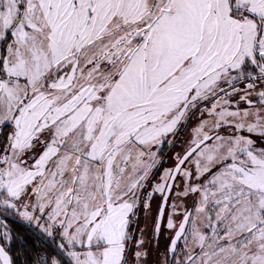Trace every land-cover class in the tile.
<instances>
[{
    "label": "snow or ice",
    "instance_id": "1",
    "mask_svg": "<svg viewBox=\"0 0 264 264\" xmlns=\"http://www.w3.org/2000/svg\"><path fill=\"white\" fill-rule=\"evenodd\" d=\"M156 195L157 264H264V0H0V215L34 237L0 219V264H148Z\"/></svg>",
    "mask_w": 264,
    "mask_h": 264
},
{
    "label": "rangeland",
    "instance_id": "2",
    "mask_svg": "<svg viewBox=\"0 0 264 264\" xmlns=\"http://www.w3.org/2000/svg\"><path fill=\"white\" fill-rule=\"evenodd\" d=\"M196 121H192L187 131L176 141L174 148L166 146L163 150L162 165L163 168L171 167L174 163L173 156L175 153L182 152L186 146V141L190 138L191 128L195 127ZM247 135V133H244ZM161 168V171H163ZM158 179V177H157ZM160 201L159 195L153 197L151 207L149 210L144 211L141 209L138 212V220L134 224V228L143 230V237L148 243V250L150 255L148 257V264H157L158 258L162 259V253L165 251V246L168 244L172 232L167 230L163 224L161 225V231L158 236L154 235V217L157 214L158 204ZM170 211V209H167ZM141 236L140 231H136L135 238L139 239ZM156 244V245H154Z\"/></svg>",
    "mask_w": 264,
    "mask_h": 264
},
{
    "label": "trees",
    "instance_id": "3",
    "mask_svg": "<svg viewBox=\"0 0 264 264\" xmlns=\"http://www.w3.org/2000/svg\"><path fill=\"white\" fill-rule=\"evenodd\" d=\"M0 219H4L5 223L8 225L10 229L13 230L16 236L26 238L30 243L34 237L31 232L17 219L15 215H7L6 213L0 215ZM23 240H15L13 242V254L15 255L17 252H20L18 264H24V256L22 253Z\"/></svg>",
    "mask_w": 264,
    "mask_h": 264
},
{
    "label": "flooded vegetation",
    "instance_id": "4",
    "mask_svg": "<svg viewBox=\"0 0 264 264\" xmlns=\"http://www.w3.org/2000/svg\"><path fill=\"white\" fill-rule=\"evenodd\" d=\"M242 106H244V105H242ZM161 206V199H160V201H159V204H158V210H159V207ZM158 210H157V212H158ZM161 231V230H160ZM156 236V235H155ZM172 236V235H171ZM169 243V242H168ZM154 245H156V244H154Z\"/></svg>",
    "mask_w": 264,
    "mask_h": 264
}]
</instances>
